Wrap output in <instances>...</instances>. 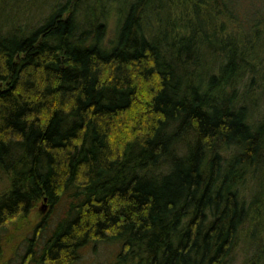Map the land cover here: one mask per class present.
Returning a JSON list of instances; mask_svg holds the SVG:
<instances>
[{
	"label": "trees",
	"instance_id": "16d2710c",
	"mask_svg": "<svg viewBox=\"0 0 264 264\" xmlns=\"http://www.w3.org/2000/svg\"><path fill=\"white\" fill-rule=\"evenodd\" d=\"M16 1L0 0V233L41 199L68 206L19 264L98 244L117 246L108 264H230L241 244L264 264V0Z\"/></svg>",
	"mask_w": 264,
	"mask_h": 264
},
{
	"label": "rangeland",
	"instance_id": "374dc122",
	"mask_svg": "<svg viewBox=\"0 0 264 264\" xmlns=\"http://www.w3.org/2000/svg\"><path fill=\"white\" fill-rule=\"evenodd\" d=\"M36 0H17L16 12L18 15H27L36 11L34 6ZM121 3V1H119ZM18 5H20L18 7ZM19 9V11H17ZM12 11V10H11ZM42 15H45V8L42 9ZM27 17V16H26ZM39 20H35V22ZM108 37L114 35V18L108 21ZM1 85V84H0ZM51 207L44 200H40L33 208L31 214L25 220H19L8 227L5 232L0 233V264H19L21 256L27 252V248L32 240L37 244L35 249L38 251L42 247L43 237H48L59 221L66 216L67 203ZM40 224L47 226L46 230L39 232ZM39 232V233H38ZM40 234V235H39ZM244 234V233H243ZM40 237V239H39ZM117 246L109 244H98L96 248L92 245L85 247L73 264H108L110 258L115 253ZM243 244L239 245L231 258L230 264H251L252 258H255V247L246 250Z\"/></svg>",
	"mask_w": 264,
	"mask_h": 264
}]
</instances>
